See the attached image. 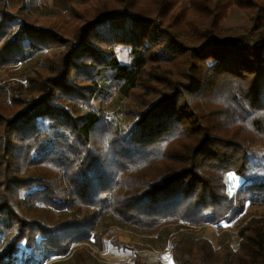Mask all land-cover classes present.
Wrapping results in <instances>:
<instances>
[{
    "label": "trees",
    "instance_id": "obj_1",
    "mask_svg": "<svg viewBox=\"0 0 264 264\" xmlns=\"http://www.w3.org/2000/svg\"><path fill=\"white\" fill-rule=\"evenodd\" d=\"M220 8L252 21L225 31ZM18 65L29 91L0 84V264H92L76 246L111 227L175 229V264H264V217L237 250L194 231L264 208V0H0V69Z\"/></svg>",
    "mask_w": 264,
    "mask_h": 264
},
{
    "label": "rangeland",
    "instance_id": "obj_2",
    "mask_svg": "<svg viewBox=\"0 0 264 264\" xmlns=\"http://www.w3.org/2000/svg\"><path fill=\"white\" fill-rule=\"evenodd\" d=\"M46 4L52 8L54 0H45ZM86 8H91L92 5L87 3ZM78 6H82L78 4ZM82 8V7H80ZM48 10V9H47ZM220 22L225 31L235 32L242 28H246L252 21V13L248 10L237 8H220L218 10ZM41 21H48L56 19L54 13H48L46 10L37 12L34 16ZM54 56L55 52L47 53ZM119 55L122 63L130 64L131 59L124 51L119 50ZM15 74L11 75V71L0 69V84L11 83L12 85L21 84L26 82L28 87L23 88L26 92L29 91V83L27 75L29 69L26 66L18 65L14 70ZM3 84V85H4ZM2 85V86H3ZM106 114L116 126L125 128L127 125L126 117L123 114L125 99L118 92H113L106 99ZM228 180V179H227ZM236 184L229 182L230 194L235 192ZM264 217V208H251L245 212L238 220L232 225L227 226L224 232L219 230L213 224H207L203 227L195 228V235L197 239H206L210 241L215 248H219L220 241L229 243L233 250H237L240 245V238L238 237V230L246 225L254 218ZM103 235L102 246H97L95 237L91 238L90 243L77 245L76 248L81 249L85 246L93 258L92 264H135L137 259H141L144 264H175L172 256L173 241L178 239L175 229H166L161 236H148L141 234H134L124 231L118 227H111L109 231L104 229L100 230V235ZM181 234L190 236L191 231L183 229ZM117 238L123 242L128 249H119L115 247L111 239ZM155 255L158 258L152 256ZM150 256V257H149ZM150 258L153 261H150ZM40 260V257L38 258ZM43 264H75L70 257H53L45 261Z\"/></svg>",
    "mask_w": 264,
    "mask_h": 264
},
{
    "label": "built area",
    "instance_id": "obj_3",
    "mask_svg": "<svg viewBox=\"0 0 264 264\" xmlns=\"http://www.w3.org/2000/svg\"><path fill=\"white\" fill-rule=\"evenodd\" d=\"M22 84H23V86H24L25 88H27V87H28V85H27V83H26V82H24V81H23V82H22ZM152 256L154 257V259H155V258H158V257H156V256H155V255H153V254H152ZM149 257H150V256H149ZM150 261H153V260L150 258ZM157 264H158V263H157Z\"/></svg>",
    "mask_w": 264,
    "mask_h": 264
}]
</instances>
